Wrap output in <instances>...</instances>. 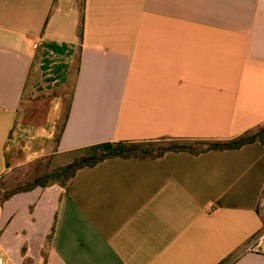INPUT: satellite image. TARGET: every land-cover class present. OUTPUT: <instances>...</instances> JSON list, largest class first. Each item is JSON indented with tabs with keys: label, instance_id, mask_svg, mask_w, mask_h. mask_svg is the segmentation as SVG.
Segmentation results:
<instances>
[{
	"label": "crops",
	"instance_id": "1",
	"mask_svg": "<svg viewBox=\"0 0 264 264\" xmlns=\"http://www.w3.org/2000/svg\"><path fill=\"white\" fill-rule=\"evenodd\" d=\"M263 125L264 0H0V181ZM263 195L260 142L106 160L0 203V264H264Z\"/></svg>",
	"mask_w": 264,
	"mask_h": 264
},
{
	"label": "trees",
	"instance_id": "2",
	"mask_svg": "<svg viewBox=\"0 0 264 264\" xmlns=\"http://www.w3.org/2000/svg\"><path fill=\"white\" fill-rule=\"evenodd\" d=\"M69 116V107H66L64 116L59 125L56 143L60 142ZM188 141L175 139L151 140L144 142H117L110 144L106 150L97 149L93 154L76 159L72 164L55 169L44 176L37 177L29 185L9 193L0 203L8 200L17 193L29 192L38 187L46 188L51 185L66 187L76 176L78 171L88 167H95L101 162L110 159H136L155 160L162 158L170 152H185L199 155L209 151L238 150L253 143H264V125L246 132L245 134L229 141Z\"/></svg>",
	"mask_w": 264,
	"mask_h": 264
},
{
	"label": "rangeland",
	"instance_id": "3",
	"mask_svg": "<svg viewBox=\"0 0 264 264\" xmlns=\"http://www.w3.org/2000/svg\"><path fill=\"white\" fill-rule=\"evenodd\" d=\"M65 91H66L65 93L67 95V99H69L68 96L70 94V90L66 89ZM33 101H35V100H33ZM66 104H68V100H67ZM29 108L30 107H28V109ZM65 109H66V107H65ZM23 113L26 114L27 119L29 118L31 120L30 115L33 114L32 111H24ZM192 142H194V141H188L185 143L191 144ZM46 160L43 161V159H41V161H36L34 163H31V164L22 165V166L17 165V166H15V168L10 167L7 174H5V176L0 181V202L9 193L17 191V190L29 185L30 183L34 182V180L37 177L44 176L45 174L51 172L52 168H50L49 163ZM259 213L261 214V216L264 219V195H263V199L261 201V205L259 207Z\"/></svg>",
	"mask_w": 264,
	"mask_h": 264
},
{
	"label": "built area",
	"instance_id": "4",
	"mask_svg": "<svg viewBox=\"0 0 264 264\" xmlns=\"http://www.w3.org/2000/svg\"><path fill=\"white\" fill-rule=\"evenodd\" d=\"M243 254H258L264 256V231L260 232L245 245Z\"/></svg>",
	"mask_w": 264,
	"mask_h": 264
}]
</instances>
